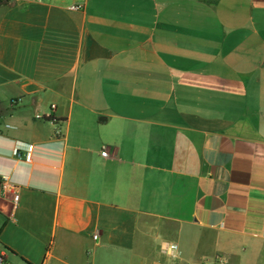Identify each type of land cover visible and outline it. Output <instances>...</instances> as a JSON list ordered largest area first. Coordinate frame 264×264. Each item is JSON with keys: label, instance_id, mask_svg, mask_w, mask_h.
Returning a JSON list of instances; mask_svg holds the SVG:
<instances>
[{"label": "crops", "instance_id": "1", "mask_svg": "<svg viewBox=\"0 0 264 264\" xmlns=\"http://www.w3.org/2000/svg\"><path fill=\"white\" fill-rule=\"evenodd\" d=\"M1 180L13 264H264V0H7Z\"/></svg>", "mask_w": 264, "mask_h": 264}, {"label": "built area", "instance_id": "2", "mask_svg": "<svg viewBox=\"0 0 264 264\" xmlns=\"http://www.w3.org/2000/svg\"><path fill=\"white\" fill-rule=\"evenodd\" d=\"M81 8V5H77L75 7V9H79ZM33 150H34V146L33 145H27V147L25 148V150H23L22 153H20L18 150H15L14 151V154L22 159L24 162L26 163H31V161L33 160ZM101 154L103 156H106L107 155V152L105 150H103L101 152ZM0 193L2 195H7V194H10L12 195V202L14 204L17 203L18 199H19V188L16 186V185H13L11 183H9L8 181L6 180H1L0 182ZM97 235H93L92 238L93 239H97ZM176 245H172L169 247V253H171L172 251H174L176 249ZM0 264H13L7 257V253L2 251L0 249ZM203 264H211V263H203Z\"/></svg>", "mask_w": 264, "mask_h": 264}, {"label": "water", "instance_id": "3", "mask_svg": "<svg viewBox=\"0 0 264 264\" xmlns=\"http://www.w3.org/2000/svg\"><path fill=\"white\" fill-rule=\"evenodd\" d=\"M6 2H7V0H1L0 5L5 4Z\"/></svg>", "mask_w": 264, "mask_h": 264}, {"label": "trees", "instance_id": "4", "mask_svg": "<svg viewBox=\"0 0 264 264\" xmlns=\"http://www.w3.org/2000/svg\"><path fill=\"white\" fill-rule=\"evenodd\" d=\"M1 1V0H0Z\"/></svg>", "mask_w": 264, "mask_h": 264}]
</instances>
